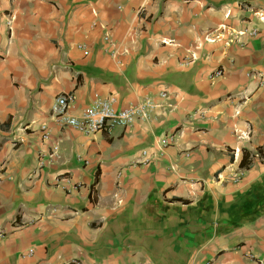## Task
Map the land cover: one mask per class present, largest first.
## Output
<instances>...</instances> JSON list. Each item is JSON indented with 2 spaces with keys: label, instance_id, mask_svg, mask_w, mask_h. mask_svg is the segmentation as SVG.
<instances>
[{
  "label": "crops",
  "instance_id": "1",
  "mask_svg": "<svg viewBox=\"0 0 264 264\" xmlns=\"http://www.w3.org/2000/svg\"><path fill=\"white\" fill-rule=\"evenodd\" d=\"M245 7L264 14V0H0V264H264V21ZM221 25L257 34L206 42ZM160 93L172 110L126 129L51 116L61 95L77 115Z\"/></svg>",
  "mask_w": 264,
  "mask_h": 264
},
{
  "label": "built area",
  "instance_id": "2",
  "mask_svg": "<svg viewBox=\"0 0 264 264\" xmlns=\"http://www.w3.org/2000/svg\"><path fill=\"white\" fill-rule=\"evenodd\" d=\"M246 8V7H245ZM249 10L253 16L257 18L259 22L264 21V14L262 11H254L253 9L246 8ZM229 13H226L225 17H228ZM9 22L7 25L9 26ZM250 37L256 36V30L241 31V32H229L227 33L226 27L221 25L216 30V35L214 38L205 39L206 42H220L225 36L230 37L231 40H237L239 37L244 35ZM104 42L109 46L113 47L114 43L112 40L105 36ZM166 44V43H165ZM87 55V52H84ZM110 55L114 58L115 52H111ZM190 59L195 60V55L190 54ZM187 58L180 63L181 66H187L189 61ZM211 77L221 76V71L216 70L211 73ZM73 97L70 95H61L53 100L51 106V116L63 127L72 128L86 136L96 134L100 131L110 132L114 128H129L135 123L149 122L155 120L158 115V110L170 111L173 106L168 102V96L165 93H160L156 98H145L136 104L117 109V98L116 96H110L104 99H95L84 107L79 114L74 115L70 113L71 106L73 103ZM43 133L42 139H46L50 133L46 126L40 128ZM241 136H244L241 135ZM172 137H164L159 142L160 149L169 146L172 143ZM238 151H235V155ZM141 157L143 158V163L147 164L149 162L148 154L146 151L141 152ZM73 190H76V186H73ZM32 253L31 250L28 251V255Z\"/></svg>",
  "mask_w": 264,
  "mask_h": 264
},
{
  "label": "trees",
  "instance_id": "3",
  "mask_svg": "<svg viewBox=\"0 0 264 264\" xmlns=\"http://www.w3.org/2000/svg\"><path fill=\"white\" fill-rule=\"evenodd\" d=\"M245 166H246V165L243 164V159H242L241 162H240V167L243 168V167H245Z\"/></svg>",
  "mask_w": 264,
  "mask_h": 264
}]
</instances>
